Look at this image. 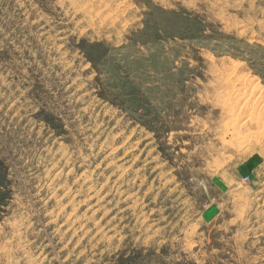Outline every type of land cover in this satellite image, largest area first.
Segmentation results:
<instances>
[{
	"label": "rangeland",
	"instance_id": "374dc122",
	"mask_svg": "<svg viewBox=\"0 0 264 264\" xmlns=\"http://www.w3.org/2000/svg\"><path fill=\"white\" fill-rule=\"evenodd\" d=\"M0 264H264V0H0Z\"/></svg>",
	"mask_w": 264,
	"mask_h": 264
},
{
	"label": "bare ground",
	"instance_id": "6f19581e",
	"mask_svg": "<svg viewBox=\"0 0 264 264\" xmlns=\"http://www.w3.org/2000/svg\"><path fill=\"white\" fill-rule=\"evenodd\" d=\"M248 80H249V79H248ZM234 81H235V80H234ZM234 81H233V82H234ZM233 82H232V83H233ZM250 82H251V81H250ZM244 83H245V82H244ZM252 83H253V82H252ZM252 83H250V85H251ZM235 84H236V83H235ZM247 84H249V83H247ZM253 84H254V83H253ZM253 84H252V85H253ZM229 117H230V116H229ZM231 118H232V117H231ZM233 120H235V118H234Z\"/></svg>",
	"mask_w": 264,
	"mask_h": 264
}]
</instances>
